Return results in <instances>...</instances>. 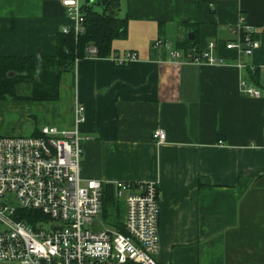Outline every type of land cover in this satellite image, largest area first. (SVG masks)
Here are the masks:
<instances>
[{"label": "crops", "instance_id": "1", "mask_svg": "<svg viewBox=\"0 0 264 264\" xmlns=\"http://www.w3.org/2000/svg\"><path fill=\"white\" fill-rule=\"evenodd\" d=\"M120 3L128 34L112 54L79 59L57 101L29 100L32 84H17L20 99H0V136L72 127L81 103L84 176L158 183V262L264 264V0ZM242 17L260 40L243 70L225 48ZM75 24L61 0H0V57L55 56L58 32ZM159 39L184 52L216 41L228 64L177 63ZM127 51L138 59L117 66L112 55ZM244 77L260 96L242 92Z\"/></svg>", "mask_w": 264, "mask_h": 264}, {"label": "built area", "instance_id": "2", "mask_svg": "<svg viewBox=\"0 0 264 264\" xmlns=\"http://www.w3.org/2000/svg\"><path fill=\"white\" fill-rule=\"evenodd\" d=\"M61 3L76 20L63 30L83 32V1ZM232 31L236 38L225 42V48L237 52L234 65L243 70L260 40L244 17ZM154 45L165 46L180 64H228L215 55L216 41L186 52L161 39ZM97 53L95 46L88 47V57L97 58ZM137 59L132 51L112 55L117 66ZM241 88L245 95L260 96L245 77ZM85 120L86 107L78 103L72 127L44 125L38 135L0 136V264H164L156 258L160 252L158 183L86 178L80 129ZM154 138L164 143L165 130L158 128ZM105 183L114 184L116 197L124 203L123 231L100 221Z\"/></svg>", "mask_w": 264, "mask_h": 264}, {"label": "trees", "instance_id": "3", "mask_svg": "<svg viewBox=\"0 0 264 264\" xmlns=\"http://www.w3.org/2000/svg\"><path fill=\"white\" fill-rule=\"evenodd\" d=\"M120 0H93L84 2L83 32L76 34L73 29L58 32V47L55 56L0 57V99H20L16 85L31 83L33 91L27 99L32 101H57L60 98V80L64 72L74 71L79 59L88 54V47L95 46L97 57L112 54V44L116 39H124L128 34V18L119 15ZM194 41L184 43L188 48ZM13 71L16 75L9 77ZM102 216L110 225L124 230L125 209L123 202L115 195L113 183L103 187ZM28 215H23L27 217Z\"/></svg>", "mask_w": 264, "mask_h": 264}, {"label": "rangeland", "instance_id": "4", "mask_svg": "<svg viewBox=\"0 0 264 264\" xmlns=\"http://www.w3.org/2000/svg\"><path fill=\"white\" fill-rule=\"evenodd\" d=\"M24 136H30V133L29 132H26L25 133V135ZM15 201V204H18L19 205V202L17 201V200H14ZM123 202V201H122ZM123 205H124V203H123ZM124 209H125V206H124ZM100 221H103V222H105L107 225H110V223L107 221V220H105V218L101 215L100 216ZM113 226V225H112ZM46 227H48V226H46Z\"/></svg>", "mask_w": 264, "mask_h": 264}, {"label": "water", "instance_id": "5", "mask_svg": "<svg viewBox=\"0 0 264 264\" xmlns=\"http://www.w3.org/2000/svg\"><path fill=\"white\" fill-rule=\"evenodd\" d=\"M92 0H86V2H91ZM191 38H193L192 36H191ZM14 75H16V72H13V71H11L10 73H9V77H13Z\"/></svg>", "mask_w": 264, "mask_h": 264}]
</instances>
